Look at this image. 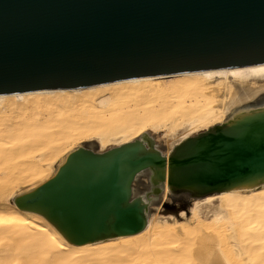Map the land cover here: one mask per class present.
Wrapping results in <instances>:
<instances>
[{
  "label": "water",
  "instance_id": "water-1",
  "mask_svg": "<svg viewBox=\"0 0 264 264\" xmlns=\"http://www.w3.org/2000/svg\"><path fill=\"white\" fill-rule=\"evenodd\" d=\"M259 63L264 0H0V95ZM164 150L148 132L104 150L80 142L9 199L79 246L140 232L150 212L264 188V94Z\"/></svg>",
  "mask_w": 264,
  "mask_h": 264
},
{
  "label": "bare ground",
  "instance_id": "bare-ground-1",
  "mask_svg": "<svg viewBox=\"0 0 264 264\" xmlns=\"http://www.w3.org/2000/svg\"><path fill=\"white\" fill-rule=\"evenodd\" d=\"M261 94L264 63L1 94L0 264H111L139 249L142 240L162 244L168 258L180 256V244H186L194 264H264V188L195 198L175 216L150 212L140 232L79 246L9 199L50 176L59 156L80 142L96 141L104 150L143 132L162 133L167 155L182 139L224 121Z\"/></svg>",
  "mask_w": 264,
  "mask_h": 264
},
{
  "label": "rangeland",
  "instance_id": "rangeland-1",
  "mask_svg": "<svg viewBox=\"0 0 264 264\" xmlns=\"http://www.w3.org/2000/svg\"><path fill=\"white\" fill-rule=\"evenodd\" d=\"M161 136H162V133L160 134V136L155 137V139L157 141H159L161 144L164 145L165 151H166L167 150L166 149V145H165V142L163 141V139H162ZM190 204L191 203H188L187 205L184 204L183 206H181L180 208H178L177 210H175L173 212L157 213V215L160 216V214H161V216H164L165 215V217H169L170 215H168V214H171L172 216H175L179 210H184L186 208L188 209L189 206H190ZM144 241H145V243H149V244L148 245L147 244H144L143 243ZM152 243L155 244L154 242H150L148 240H142V242L140 241L139 244H141V245H140V248L139 249L131 250V251L126 252L125 254H123V256L117 257V259L113 260V262L111 264H163V263L164 264H168V263L172 264V262L174 264L175 263H178L179 264V262H181V261L182 262L180 264H194L193 263L194 260H192V259H194V257H193L192 254H189V252L192 253V251L191 250H188V249H190V247L187 246L188 247V249H187L188 251L187 252L185 250L186 249L185 248L186 244H180V247H181L180 250L181 251L180 250L179 251L181 252L180 253V256L181 257L179 255H177V253L176 254H173L171 250H174V249H171L170 251L172 253V256L170 255V257L168 258L167 256H169V252L168 253L167 252L166 253L164 252L165 249H162L163 248L162 244H160V245L159 244L158 245H156V244L155 245H152ZM142 244H143V247H141ZM161 246H162V248H161ZM164 246H165L164 248H168L170 245H167L166 244ZM160 249L163 250L164 253H162L160 251ZM175 249H177V248H175ZM168 250H169V248H168ZM168 250L166 249V251H168ZM159 252H161V253L159 254ZM162 254H164V256ZM165 254H167V255L165 256ZM178 254H179V252H178ZM173 256H176V260L177 261H174L175 258H172ZM159 257H161V258L158 259ZM190 257H191V259H190ZM162 259H164V260H162ZM167 260L169 261L168 263H167Z\"/></svg>",
  "mask_w": 264,
  "mask_h": 264
}]
</instances>
